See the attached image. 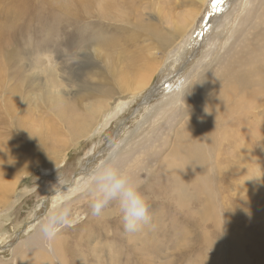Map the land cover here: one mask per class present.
I'll use <instances>...</instances> for the list:
<instances>
[{"label":"rangeland","instance_id":"obj_1","mask_svg":"<svg viewBox=\"0 0 264 264\" xmlns=\"http://www.w3.org/2000/svg\"><path fill=\"white\" fill-rule=\"evenodd\" d=\"M91 1L0 0V85L5 88L0 92V105L11 102L17 111L3 122L0 118V140H7L13 127L25 119L36 123L41 138L50 144L51 131L70 121L68 111L72 117L89 115L92 99L85 96L87 80L95 86L112 80L114 74V80L121 78L122 67L134 60L156 65L155 75L146 85L148 90L128 93L129 101L121 109L124 94L121 97L116 92L121 103L107 99L109 109L100 123L63 149L59 162L52 165V153L27 162L28 167L18 172L7 194L0 192V263L16 264L18 246L56 210L69 208V222L61 225L51 240L43 242L44 252L52 254L50 264H237L222 250L223 245L236 241L227 240L229 219L232 235L236 230L243 235L247 264H264V252L259 260L253 251L256 242L264 240V94L260 101L233 110L221 120L213 139L206 143L204 164L211 179L215 214L195 211L188 219L192 225L185 232L156 229L155 220L161 219L156 208L149 212L152 227L128 233L115 211L106 218L94 217L92 197L86 195L104 162L116 156L129 136L148 125L147 120L154 116L149 110L160 105L174 86L183 96L198 80V73L210 67L214 53L223 51L225 37L236 26L233 20L246 13L249 1L122 0L117 6L112 0ZM138 11L145 17L139 18ZM188 11L196 13L192 19L195 22L183 31L182 19ZM159 35L166 37L165 41ZM171 58L174 61L169 65ZM108 86L113 88V84ZM144 100L149 106L134 113ZM164 124L165 118H161L142 144ZM103 150L105 156L101 155ZM143 179L144 185L148 184ZM196 189L189 186L187 191ZM219 211L224 217L223 228L217 218ZM163 219L161 225H169ZM84 220L95 225V235L89 240L85 235L81 238L85 234L81 226ZM117 221L119 228L115 226ZM57 235L66 238L64 262L50 250V242ZM150 240L155 248L143 250L142 244ZM237 244L241 247L243 241ZM20 263L34 264L23 259Z\"/></svg>","mask_w":264,"mask_h":264},{"label":"bare ground","instance_id":"obj_2","mask_svg":"<svg viewBox=\"0 0 264 264\" xmlns=\"http://www.w3.org/2000/svg\"><path fill=\"white\" fill-rule=\"evenodd\" d=\"M74 1L80 4L88 2V0ZM247 1H249L250 5L245 11L246 13L242 16L239 15L240 17L237 16L233 20L236 22V26L225 37L223 51L218 50L214 53L210 67L198 73V80L186 90L183 96L182 91L179 92L180 89H176L175 86L172 87L161 99L163 101H161L160 105L154 107L152 111L149 110V114L154 116L147 120L146 123L148 125H143L134 135L129 136L128 140L124 141L125 144L122 148L117 150L116 156L119 157L118 166L121 170L131 175L137 182H142L140 191L147 198L150 206L149 212L159 208L161 219L155 220V227L156 229L162 228L163 233L185 232L192 225L188 222V219L196 214L195 211L211 216L215 214L214 193L211 179L204 164L203 149L206 143L213 139L216 127L221 120L227 118L233 110H241L246 105L260 101L261 95L264 94V0ZM120 2L123 1L112 0V3H115L114 6H117ZM124 5L122 4V6ZM125 9L127 8L125 7ZM138 13L140 14L139 18L145 17L141 15L145 13H140V11ZM195 14L192 11H188L183 19L181 17L183 31L193 22L192 19H194ZM76 23H73V25ZM146 26L149 27V23ZM158 38L162 42L166 39L162 35H159ZM185 50L187 51V49ZM173 61L174 58H171L169 65ZM155 66L152 62H147L143 59L134 60L125 64L124 68L122 67L120 70L121 78L117 77L114 80V74L112 80H107L104 85L95 86L89 85V80H87L84 85L85 96L87 99H92L89 115L72 117L68 111L66 116L70 121L65 127L51 131L50 141L48 140L50 144H47V140L41 138L38 131L40 128L33 121L24 119L17 126L15 125L16 128L14 129L13 127L9 138L0 140V192L3 195L7 194L13 186V179H15L18 172L22 168L28 167L27 162L31 163L51 153L55 159V161H52V165L55 162H59L63 149L78 138L88 135L95 129L94 126L100 123L103 113H107L109 109L108 104L106 105L107 99L113 98L114 102L118 99L115 97L116 92H119L121 97L124 94V100L122 105H120L121 109L124 104L128 103L129 95L140 89V94L148 90L146 85L150 82L149 79L155 75ZM109 83L113 84V88H108ZM0 92H5V88L2 85H0ZM91 92L92 96L89 97ZM96 95L98 96L95 97ZM102 100L104 101L102 102ZM117 101H119V104L121 103L120 100ZM144 102L146 100L143 101V104H140L141 106L134 113L143 109L144 106H149L144 104ZM98 103L101 104L97 105ZM182 103L186 104V107ZM15 111L16 107L11 102H5L3 106L0 105L2 122ZM3 114L5 118H3ZM160 115L161 117H159ZM161 118H165L163 128L146 143L142 144V141ZM104 152L105 150L101 152V155L105 156ZM110 160L111 158L105 161L103 165ZM84 172L87 173V169ZM152 173L155 174L154 177L151 176ZM143 178L146 179V182L148 181V184L144 185ZM189 186L197 187L196 191L193 193L188 192L187 188ZM148 191L150 193L146 194ZM86 195L89 196L90 194ZM112 213L113 211L109 212L106 217L111 216ZM217 218L223 228L224 222L222 218L224 219V217H220V211ZM162 219L168 220L169 225L162 226L160 223ZM88 222H91V220L82 221L81 226H84L83 231L85 234H81V238L84 239L85 235L86 239L89 240L95 235V225L92 227ZM120 222H115L116 228L120 227ZM232 224L229 219V226L226 228L227 240L230 241L232 238L236 241H233L230 246L229 243L228 245H223L222 250L229 254L237 264H247L243 235L236 230L235 233L237 232V234L233 236V231H231L233 229ZM40 226L32 236L28 237V239L26 238V241L22 244L19 243L20 245L16 250V256L18 257L16 264H18L20 259L31 261L34 264H50L52 262L50 258L52 254L49 256L47 255L48 253L44 252L42 245L46 238L42 235ZM152 226L148 223L140 229L145 230ZM97 227L99 228V226ZM55 238L51 241L52 243L50 242L51 253H55L57 257L59 256L60 261L64 262L67 258V250L64 248L66 238L60 235ZM152 241L142 244L143 250L155 248V242L153 244ZM240 241H243V244L238 247L239 244L237 243ZM217 247L218 244L214 246L215 249ZM120 249L122 250V248ZM253 251L260 260L261 253L262 251L264 252V240L260 239L257 241ZM123 252L125 251H120L121 254ZM10 264L14 263L11 262Z\"/></svg>","mask_w":264,"mask_h":264},{"label":"clouds","instance_id":"obj_3","mask_svg":"<svg viewBox=\"0 0 264 264\" xmlns=\"http://www.w3.org/2000/svg\"><path fill=\"white\" fill-rule=\"evenodd\" d=\"M118 156L103 165L96 173L90 188L92 197L90 208L94 217H106L115 211L120 217L123 228L128 233L139 231L143 225L150 223L149 204L140 191L141 183L118 166ZM71 217L69 208L56 210L40 226L46 239H51L56 230L68 223Z\"/></svg>","mask_w":264,"mask_h":264}]
</instances>
